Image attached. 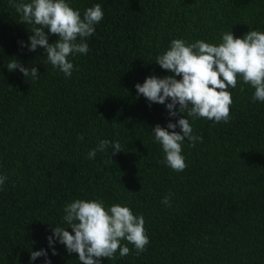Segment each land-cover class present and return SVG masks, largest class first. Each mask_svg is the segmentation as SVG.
I'll return each mask as SVG.
<instances>
[{"label": "trees", "instance_id": "16d2710c", "mask_svg": "<svg viewBox=\"0 0 264 264\" xmlns=\"http://www.w3.org/2000/svg\"><path fill=\"white\" fill-rule=\"evenodd\" d=\"M66 2L81 18L95 4L104 12L85 38L89 51L68 57L71 77L42 48L28 50L32 25L0 0V176L7 177L0 185V264H45L44 256L30 260L40 249L51 264H80L58 241L53 255L47 239L55 226L67 227L64 208L77 199L128 206L145 220L146 250L137 254L121 241L130 253L101 264H264V102L253 101L254 88L242 80L229 88L227 123L187 117L202 141L185 139L182 172L161 163L165 154L151 131L184 114L170 117L135 88L148 76L173 75L155 61L174 39L218 45L225 32H264V0ZM16 59L36 67L38 77L8 71ZM105 139L122 151L111 156L110 145L89 159Z\"/></svg>", "mask_w": 264, "mask_h": 264}, {"label": "clouds", "instance_id": "9594fccd", "mask_svg": "<svg viewBox=\"0 0 264 264\" xmlns=\"http://www.w3.org/2000/svg\"><path fill=\"white\" fill-rule=\"evenodd\" d=\"M10 6L20 14V23L32 25L30 43L26 45L28 50L42 48L47 61L67 77H71L74 68L68 57L89 51L85 38L93 35L95 25L104 17L101 5L95 4L87 8L81 18L80 11L73 9L66 0H31L29 3L10 0ZM49 35L58 39L49 43ZM155 62L173 75L148 76L135 88L137 96L143 95L150 105H165L170 117L184 114L175 123L169 120L166 127L156 124L151 131L165 154L161 163L176 172L184 171L187 166L182 155L185 139L191 146L202 141V137L193 135L187 117L227 123L233 102L229 88H236L238 80L254 88V102H264V32L259 30H249L243 37H235L232 31L225 32L218 45L203 40L188 44L183 39H174ZM7 69L10 72L19 70L24 77L31 75L33 79L39 73L36 67L27 68L18 59L9 62ZM177 127L180 131H176ZM80 139L83 140V136ZM110 145L111 156L122 151L119 142L105 139L89 151L88 158L94 159L97 151L104 152ZM6 179L0 176V185ZM162 203L170 206V198L165 196ZM64 213L67 227L52 229V235L47 237L49 246L58 241L69 254H78L80 264H101L102 258L115 259L117 252L120 257L128 255L130 248L121 241L132 244L137 254L145 251L150 243L143 216L134 215L128 206L114 204L106 209L103 201L77 199L65 206ZM52 254H57L54 247ZM47 255L45 249L32 251L30 260L44 256L45 264H51Z\"/></svg>", "mask_w": 264, "mask_h": 264}]
</instances>
